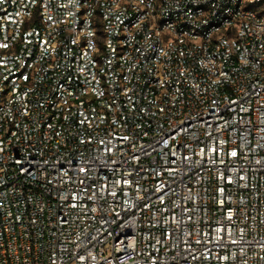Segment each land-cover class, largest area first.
<instances>
[{
    "label": "built area",
    "instance_id": "obj_1",
    "mask_svg": "<svg viewBox=\"0 0 264 264\" xmlns=\"http://www.w3.org/2000/svg\"><path fill=\"white\" fill-rule=\"evenodd\" d=\"M0 264H264V0H0Z\"/></svg>",
    "mask_w": 264,
    "mask_h": 264
},
{
    "label": "snow or ice",
    "instance_id": "obj_2",
    "mask_svg": "<svg viewBox=\"0 0 264 264\" xmlns=\"http://www.w3.org/2000/svg\"><path fill=\"white\" fill-rule=\"evenodd\" d=\"M233 155H235V153H233Z\"/></svg>",
    "mask_w": 264,
    "mask_h": 264
}]
</instances>
